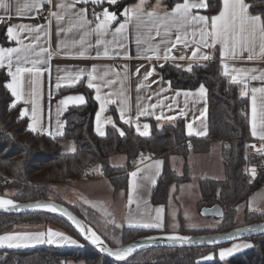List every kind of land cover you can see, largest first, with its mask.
<instances>
[{
    "label": "trees",
    "instance_id": "16d2710c",
    "mask_svg": "<svg viewBox=\"0 0 264 264\" xmlns=\"http://www.w3.org/2000/svg\"><path fill=\"white\" fill-rule=\"evenodd\" d=\"M134 1L136 0H120L114 6L119 9ZM153 1L149 0L148 4L151 5ZM180 1L182 0H162L167 8ZM245 1L251 5V12L264 16V0ZM209 3L211 7L204 12L210 17L218 12L220 0H209ZM5 44L7 36L4 24L0 26V45ZM176 65L173 60L163 61L155 63V70L169 80L173 88L193 89L201 84L206 87V138L188 137L182 119L159 125L152 117H145L150 122L151 129L149 135L142 136L132 126L123 123L113 109L114 124L124 135L121 136L116 128L109 125L106 134L103 137L98 136L93 131L97 104L92 90L81 82L63 90L80 91L86 99L84 104L71 106L64 113V137L70 139L75 146L70 153L62 151L58 138L28 130V118H20V103L17 102L14 108L9 107L14 98L5 87L8 79L6 70L0 69V197L10 198L14 202L39 198L62 202L74 210L109 246L120 245L144 234L164 233L169 232V229L167 225L162 229H144L110 226L101 220L95 222V215L69 205L61 195L51 197V190L71 182L94 178L93 167L96 165L99 166L100 173L109 177L116 187L125 188V174L138 161L145 157L167 158L168 154L177 153L183 161L181 174L165 161L151 191L153 204L166 205L170 185H178L189 179L186 158L190 149L194 152H205L209 149L210 140L222 139L225 141L222 148L224 178H203L198 181L200 208L218 203L224 210V216L216 219L220 221L218 227L210 231L227 230L236 225L264 220V211L248 209L243 212L244 219L241 223H235L234 220L237 206L245 203L254 191L264 185V156L252 153L246 147L252 140L247 97H241L237 85L222 75L216 58L192 64L191 71ZM118 153L125 154V164L113 167L109 158ZM248 163L258 166L254 179L246 171ZM22 225H50L78 239L82 246L45 244L13 249L0 248V264H65L67 260H84L85 264H264V234L246 237L252 246L223 260L217 257L216 252L224 243L189 248L147 247L121 261L87 245L69 222L58 214L43 210L19 214L0 213V234ZM210 252L215 253L214 258L205 259Z\"/></svg>",
    "mask_w": 264,
    "mask_h": 264
},
{
    "label": "crops",
    "instance_id": "0c3cea01",
    "mask_svg": "<svg viewBox=\"0 0 264 264\" xmlns=\"http://www.w3.org/2000/svg\"><path fill=\"white\" fill-rule=\"evenodd\" d=\"M120 1V0H118ZM34 0H6V3L9 5L7 9L0 8V17H3V21H0V26L4 25L7 28L10 25H19V24H28V25H41L44 28L43 33H33L32 37H28L26 32L20 34V39L24 41L25 44L33 43L35 51H39L41 47L47 48L48 53L43 54L40 59L46 60V63L38 65V67L44 69L43 73L36 78V91H37V103L39 107L40 123L43 125V129L50 130L52 135H49L47 131L38 130L48 136L58 138L61 144V147L68 143V152L74 151V143L66 142L67 138L64 137V127L65 119L64 113L71 106H78L76 104L69 105L67 108H64L61 111H58L60 108L59 101L68 95H85L80 91H67L63 92L64 89L77 86L81 82L87 87L88 77L87 74L81 77V81L77 82L74 85L66 86L65 81L59 80L58 77H63L66 75V72L71 71L75 73L77 70H86L87 72H92L96 77V80L93 82L100 87V95L102 98H107L109 100H115L116 103H109L106 107V110L101 114V126L106 134L107 126L112 124L105 123V118L111 117L114 123V115L112 109L115 111L118 118L121 120L120 116V97L119 93L123 91L124 100H125V118L131 119L132 124H127L132 126L136 130V124L140 125V130L143 131V124L147 123L149 125V134H150V122L145 119V117H152L156 119V116H172L173 120H157L159 125L165 123H172L176 119H182L184 123L185 134L190 138L202 139L206 138L208 133V124H207V110H208V93L206 89V97L199 98L196 97L195 100L189 97L186 98L183 96V91H195L199 86L193 89H181L173 88L165 92L163 95L168 96L169 98L176 96V92L180 91L181 95L176 96L175 101L169 99L164 102V107H157L155 110L149 109L150 112H154L153 115H145L137 117L138 109H143L144 107L150 105L151 103H157V97L155 93H158L160 87L167 88V82L169 80L164 79L156 70L154 74L148 78L147 81L144 80L145 74L152 68L155 69V63H161L165 61L163 58L156 59L151 56V52H146L145 50L149 47V43H144L148 40L149 33L145 28L137 29L136 25L130 24L124 36L113 35L114 28L118 26V22L124 21V16L120 13L125 7H131L137 3L139 0L134 1L133 3L127 4L123 7L117 9L114 5H109L106 0L102 5H93L92 3H78L75 5V8L70 12H64L62 9L55 7L56 4L60 3H71L72 0H51V3L43 2L39 8H33L31 10L25 8V5L33 4ZM149 0H145V10L151 11L157 6V0H154L150 5L148 4ZM182 2V1H180ZM245 3H247L245 1ZM48 5L50 7V14L48 16H36L35 13L42 6ZM104 7L108 8L110 11L117 14V20L113 21L109 26V32L98 37L95 32L89 31L95 27V19L90 16V11L94 8ZM222 7V0H220V8L217 15ZM79 9H86V16L89 21L92 23L85 28H74L72 24L75 22L77 17L74 13L78 12ZM169 10L162 0H160L159 8L157 9L161 13L163 10ZM19 10V11H18ZM205 9L198 10L199 14L208 16L205 12ZM57 11L61 12L64 18L57 22V20L51 15V12ZM197 11V10H194ZM249 13L252 15H259L253 13L248 9ZM212 15V16H213ZM209 17V16H208ZM211 17V16H210ZM86 32H89L88 35H85ZM171 39H175V29L172 30ZM40 35L39 41L35 40V36ZM152 36L155 35L154 31L151 33ZM83 38V45L80 41ZM103 39L106 41V44L97 45L96 39ZM140 39L142 43L138 45L136 40ZM160 38H156L155 41L151 42L152 46H155V43L159 42ZM113 41H120L124 44L123 48L117 47L116 43ZM260 44L261 40L259 35L255 39V44L252 49L253 59L249 60V51H241L237 49V55L232 56L229 54L225 57V63H228L230 67L237 69H255L256 72L250 74H259L264 72V57L260 55ZM15 41H11L7 38V44L0 45V47H16ZM59 46V47H58ZM107 46L108 55H104V48ZM195 45L191 42V37H189V47L186 49V53L178 54V56H186L187 59L174 61L179 64L181 67L187 69L189 64H194L196 62H205L207 60L191 59L192 51L194 50ZM221 45L217 44L214 48L203 49L201 47L202 53H207L210 57L208 60L216 58L219 62L220 71L222 73L221 67V56H220ZM83 50L84 55H79V52ZM163 52V46L161 48V57ZM49 53L51 58L48 59ZM172 55V54H171ZM33 59L37 57L33 56ZM170 60V59H169ZM7 61H5V64ZM117 63H120L117 65ZM30 67L31 65H25ZM139 68V73L137 74V69ZM7 73V69L4 68ZM94 70V71H93ZM236 74V73H233ZM8 75V74H7ZM29 74H24L25 79V99H29L28 93L30 91L28 80ZM229 82L230 77H226ZM11 80V77L8 75L7 82ZM161 81L163 83L153 84L152 81ZM108 81H114V83L107 85ZM60 84L61 87L57 88V84ZM143 84L142 88L138 89V85ZM250 87H260L264 86V81L261 80H250ZM240 94L241 85L236 84ZM89 88V87H88ZM206 88V87H205ZM93 92V97L97 94L96 89L89 88ZM112 93L113 95H109ZM148 96H152V100L147 99ZM248 99V123H249V132L250 131V120H251V96H244ZM14 98V97H13ZM86 100V99H85ZM96 101L97 108L93 117V131L96 127V113L99 111L100 102ZM21 109H29L28 124L31 122V104H25L23 100L19 101ZM206 104V109H205ZM171 105V108L168 107ZM183 109L186 115L180 116L179 111ZM204 112V116H201L200 113ZM122 121V120H121ZM123 122V121H122ZM192 124V134H188L187 125ZM58 124H63L62 129L63 135H57ZM39 127V126H38ZM121 130V129H120ZM122 131V130H121ZM204 135H198V132H205ZM139 134V133H138ZM100 136V135H98ZM252 137V135H251ZM261 141L258 137H252V140L248 142V145H256L257 148L261 145ZM225 145V141L222 139H212L210 140L209 149L205 152H194L190 149L186 161L188 166V177L189 179L180 183H172L168 190V199L167 204L170 199H173L175 203L180 204L182 198L188 193L186 189L183 188L184 185L192 184L194 187H197L200 194L198 181L203 178H212V179H223L225 176L224 166H223V155L222 148ZM248 150L252 153H257L256 150L252 147H248ZM258 154V153H257ZM261 155V154H260ZM264 156V155H261ZM159 160L162 162L159 168V174L157 175V170L154 167H149L154 161ZM126 156L125 154L118 153L114 154L109 158V163L113 167H121L125 164ZM167 161L170 166L176 170L178 174L182 172V158L177 153L168 154L167 158L163 157H154L147 158L144 160L138 161L132 168L126 172V181L127 185L125 188L116 187L112 180L100 173L99 166L96 165L93 167L94 178L71 182L64 187L68 188V204L74 207L79 208L82 211H87L91 215H95L98 219H95V222L101 220L104 224L110 226L120 225V227H138V226H129V218L136 217L142 223H151L153 218L156 216V209L161 208V228H144V229H162L167 220L166 211L167 204H153L151 202V191L155 185L162 169L164 162ZM255 168L256 173L258 172V166L253 163H248L246 165L247 169ZM135 177L131 176L132 172L137 171ZM248 172V171H247ZM249 173V172H248ZM250 174V173H249ZM146 177L154 178L155 183H151V179H146ZM131 181V185H130ZM131 191L132 202L129 203V193ZM200 198V197H199ZM201 198L198 200V202ZM84 201L89 203L85 204ZM197 202V203H198ZM245 209L248 210H257L264 211V185L254 191L249 197L248 200L244 203ZM112 221V223H109ZM100 226L99 223H96ZM49 228L54 231L61 232L56 228L47 225V226H33V225H22L17 229H14L7 233L12 232H46ZM143 228V227H138ZM63 233V232H61ZM5 234V233H3ZM65 234V233H63ZM2 235V234H0ZM67 235V234H65ZM71 237L70 235H67ZM74 239L73 237H71ZM75 240V239H74ZM49 245L48 243L41 244H28L27 246L21 247H33L37 245ZM57 246H76L73 244H51ZM0 248H7L0 247Z\"/></svg>",
    "mask_w": 264,
    "mask_h": 264
},
{
    "label": "snow or ice",
    "instance_id": "6c2138e0",
    "mask_svg": "<svg viewBox=\"0 0 264 264\" xmlns=\"http://www.w3.org/2000/svg\"><path fill=\"white\" fill-rule=\"evenodd\" d=\"M45 2V0H34L33 4L25 5V8L31 10L33 8H39V6ZM51 3V0H47ZM92 3L93 5H102L105 0H72L71 3H60L56 4L55 7L62 9L64 12H70L75 8V5L78 3ZM109 5H115L118 3V0H106ZM160 0H157V6L151 11L145 10V0H139V3L131 6L125 7L120 13L124 16L123 22H118V26L114 28L113 35L124 36L125 32L128 29L130 24L136 25L137 29L145 28L149 33L148 40L144 43H149V47L145 50L146 52H151V56L148 58L151 59L155 57L156 59L163 58L165 61L169 59L175 60L176 57L171 55L172 49L176 48L177 45H183L186 49L189 47V37H191V42L195 45L194 50L192 51L191 59L197 60H208L210 57L207 53L201 52V47L203 49L214 48L217 44L221 45L220 56H221V67L222 75L225 77H230L231 83L241 85L240 96H251V120H250V131L252 137H258L262 142L261 145L257 148L256 145H246V147H252L256 150L258 154L264 155V86L260 87H250V80H261L264 81V72L259 74H250L256 72L255 69H237L230 67L228 63H225V57L231 54L232 56L237 55V49L241 51H249L250 54L247 57L249 60L253 59L252 49L255 44V39L257 35L261 40L260 44V55L264 57V16L261 15H252L249 13L248 9L251 7L248 3H245V0H222L221 10L217 15L208 17L206 15L199 14L198 10L208 9L211 7L209 0H182V2L175 3L170 11L165 9L161 13L157 9L159 8ZM9 5L6 3V0H0V8L7 9ZM197 10V11H194ZM19 11V10H18ZM86 9H79L78 12L74 13L77 17L75 22L72 24L74 28H85L90 25L92 21H89L86 16ZM51 15L57 20L61 21L64 16L61 12L53 11ZM95 27L89 31L95 32L98 37L104 36L109 32V26L113 21L117 20V14L110 11L108 8H103L102 13H95ZM102 17V18H101ZM0 21H3V17H0ZM175 29V39H171L172 30ZM154 31L155 35L152 36L151 33ZM26 32L28 37H32L33 33H43L44 28L41 25H28V24H19V25H10L7 28L6 36L9 40L15 41L16 47H0V69L6 68L7 74L11 77V80L5 84L6 89H8L14 97V100L9 105L10 108H14L17 102L23 100L25 104H31V122L28 124V130L31 132H37L38 130L47 131L49 135H52V132L47 129H43V125L40 123L39 107L37 103V91H36V78L39 77L44 69L38 67L40 64L46 63V60L40 59V57L48 53L47 48L41 47L39 51H35L33 43L25 44L22 39H20V34ZM89 32H86L85 35H88ZM156 38H160L158 43H155V46L151 45L152 41H155ZM40 35L35 36V40L39 41ZM83 45V38L80 41ZM116 43L117 47L123 48L124 44L120 41H113ZM136 43L140 45L142 41L140 39L136 40ZM97 45L106 44V41L103 39H96ZM163 46V52L161 57V48ZM59 47V46H58ZM79 55L83 56L84 51L81 50ZM104 55H108V48L105 46ZM37 57L33 59L32 57ZM51 58L49 53L48 59ZM181 56L179 59H183ZM5 61L7 63L5 64ZM31 65L26 67L25 65ZM163 67V65H161ZM176 67H180L179 64ZM188 71L192 70V65L189 64ZM94 71V70H93ZM155 69H150L144 76V80L147 81L149 77L154 74ZM29 74L31 77L28 80V85L30 91L28 93L29 99H25V79L24 74ZM139 73V68L137 69V74ZM236 73V74H233ZM87 74L88 84L87 87L96 89L95 99L100 102L99 111L96 113V127L95 131L98 135L104 136L105 132L101 126V114L106 110V107L109 103H116L115 100H109L106 97L102 98L100 95V87L94 83L96 77L92 72H87L86 70H77L75 73L68 71L63 77H58L59 80L65 81L66 86H71L81 81V77ZM114 83V81H108L107 85ZM153 84L163 83L161 81H152ZM61 87L58 83L57 88ZM143 84L138 85V89L142 88ZM171 89V82H167V88L160 87L158 93H155L157 97V103H151L150 105L144 107L143 109H138L137 117L145 115H153L154 112H150L149 109L155 110L158 106L164 107V102L166 100L175 101L176 96L181 95L180 91L176 92V96L169 98L168 96L163 95L165 92ZM183 96L186 98L191 97L195 100L196 97L205 98L206 97V88L203 84L199 86L198 89L193 91H183ZM109 95H113L109 93ZM120 97V116L121 120L125 124H132L131 119L125 118V100L124 93L121 91L119 94ZM152 96H148L149 101L152 100ZM85 103V98L83 95H68L63 97L59 101L60 108L58 111L67 108L69 105L76 104L82 105ZM171 108V105H168ZM206 109V104H205ZM29 115V109L25 108L20 111V118L23 119ZM180 116L186 115L183 109L179 111ZM201 116H204V112L200 113ZM157 120L167 119L173 120L172 116H156ZM105 123L112 124L114 128L116 125L113 123L111 117L105 118ZM39 126V127H38ZM63 124H58L57 135H63ZM188 134H192V124L187 125ZM137 132L142 136L149 135V125L147 123L143 124V131L140 130V125L136 124ZM116 131L119 132L121 136L124 135V132L119 128H116ZM198 135H204L205 132H198ZM144 159H147L146 157ZM162 164L161 161L156 160L149 167H154L159 174V168ZM137 171L132 172L130 175L135 177ZM251 177L254 179L257 175L255 168L247 169ZM146 179H151V183H155L154 178L146 177ZM131 185V181H130ZM132 202L131 191L129 193V203ZM85 204L89 203L84 201ZM21 207L32 208V209H45L53 213L59 212L62 216H65L71 223L79 230V232L84 235L86 238L91 240V243L95 245L103 253H107L109 256H114L117 260H124L136 249L141 247L140 244L133 242L127 247H118L116 249L109 248L104 241L92 227H86L80 220L76 218L71 212L65 208H58L54 203L51 202H36L28 205H19L14 203L11 199L0 198V209L10 210L16 209L19 210ZM161 208L156 209V216L153 218L151 223H142L136 217L129 218V226H138L143 228H161ZM112 223V221H109ZM120 227V225H116ZM237 231H251L250 229L246 230H237ZM228 239H232V234H228ZM173 241H190L192 237H182L178 235H171L168 237ZM210 243H215V241H209ZM73 244L77 243L76 240L71 237L54 231L49 228L46 232H12L5 233L0 235V247H7L9 249L18 248L21 246H27L28 244ZM251 244H237L229 248H221L219 250V258L221 260L225 259L227 256L232 253L240 250L241 248L251 247ZM205 259H212V256L209 255ZM199 264V262H198Z\"/></svg>",
    "mask_w": 264,
    "mask_h": 264
},
{
    "label": "water",
    "instance_id": "95a60500",
    "mask_svg": "<svg viewBox=\"0 0 264 264\" xmlns=\"http://www.w3.org/2000/svg\"><path fill=\"white\" fill-rule=\"evenodd\" d=\"M36 202H51L54 203L58 208H65L69 212H71L78 220H80L86 227L88 226L85 221L74 211L72 210L69 206L66 204L50 199V198H39V199H33V200H28V201H23V202H14L19 205H28L31 203H36ZM48 211L45 209H32V208H25L21 207L19 210L16 209H10V210H3L0 209V213L3 214H19L27 211ZM53 213V212H52ZM200 213L203 217H213L216 219L222 218L224 216V210L223 208L218 204L214 203L210 206H203L200 209ZM55 214H59V212H56ZM64 217L69 224L72 226V228L76 231V233L80 236V238L90 247H92L94 250L97 252H100L108 257H113L114 256H109L107 253H103L97 248L95 245L91 243V240L86 238L84 235H82L79 230L69 221L65 216ZM250 229L251 231H237V230H246ZM228 234H232V239H228L227 236ZM264 234V220L261 221H255L251 223H246V224H241V225H236L234 227H231L227 230H222V231H213V232H208V233H188V234H169V233H149V234H144L141 236H138L130 241H127L123 244L116 245V246H109L102 238L104 243L112 249H116L118 247H127L133 242H136L141 245L138 249H136L134 252L147 248V247H154V246H161V247H168V248H189V247H204V246H211V245H217V244H222V243H228L230 241L236 240V239H241V238H246L250 236H256V235H261ZM171 235H178L182 237H192L193 239L190 241H173L171 239H168L169 236ZM215 241V243H210L209 241ZM133 252V253H134ZM132 254V253H131ZM130 254V255H131Z\"/></svg>",
    "mask_w": 264,
    "mask_h": 264
},
{
    "label": "rangeland",
    "instance_id": "374dc122",
    "mask_svg": "<svg viewBox=\"0 0 264 264\" xmlns=\"http://www.w3.org/2000/svg\"><path fill=\"white\" fill-rule=\"evenodd\" d=\"M66 142H71L70 139H67ZM68 143H65V145L62 147L63 152H68ZM188 193L185 195L184 198H182V202L180 204L175 203L173 199H170V201L167 204V211H166V216L167 220L165 222V225H167L169 232H164V233H169V234H188L192 232H197V233H208V232H213L210 230L216 229L219 225V220H216V218L212 217H203L200 213V194L198 192L197 187H194L192 184H187L183 186ZM51 197H54V195L58 196L61 195L64 197L65 200L68 201V188L66 187H57L55 189L51 190ZM4 199H10V198H5L1 197ZM198 202V203H197ZM245 205L244 203L239 204L237 206V213L235 215V223H241L243 221V212L245 211V208H243ZM184 232V233H181ZM188 232V233H186ZM77 243L76 246H82V243L74 238ZM233 243L237 244H251V242L246 239V238H241V239H236L233 241H230L228 243H224L221 246L218 247L216 255L219 258V250L221 248H229L233 245ZM248 248V247H247ZM246 248H241L240 250L232 253L231 255L242 251ZM209 255L214 258L215 253L210 252L206 255L208 257ZM229 255V256H231ZM227 256V257H229ZM226 257V258H227ZM65 264H85L84 260H67Z\"/></svg>",
    "mask_w": 264,
    "mask_h": 264
},
{
    "label": "built area",
    "instance_id": "2783aa9c",
    "mask_svg": "<svg viewBox=\"0 0 264 264\" xmlns=\"http://www.w3.org/2000/svg\"><path fill=\"white\" fill-rule=\"evenodd\" d=\"M103 8L104 7H98V8H94L90 11V16L95 19L94 17V12L95 13H102L103 11ZM50 14V7L48 5H44L42 6L39 10H37V12L35 13L36 16H48ZM102 18V17H101ZM181 53H186V48L181 44V45H177L176 48L172 49V56L173 57H176L175 60L173 59H170V60H173V61H178V60H184V59H187L186 56H183L184 58L183 59H179L180 56H178V54H181ZM120 63H117V65H119Z\"/></svg>",
    "mask_w": 264,
    "mask_h": 264
},
{
    "label": "bare ground",
    "instance_id": "6f19581e",
    "mask_svg": "<svg viewBox=\"0 0 264 264\" xmlns=\"http://www.w3.org/2000/svg\"><path fill=\"white\" fill-rule=\"evenodd\" d=\"M0 198H1V197H0ZM3 199H4V198H3ZM87 227H91V226L88 225ZM92 229H93V228H92ZM93 231H95V230H93ZM97 235H98V234H97Z\"/></svg>",
    "mask_w": 264,
    "mask_h": 264
}]
</instances>
